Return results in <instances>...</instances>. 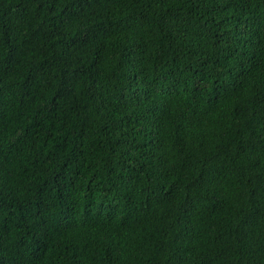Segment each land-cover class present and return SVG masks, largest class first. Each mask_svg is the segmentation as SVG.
Segmentation results:
<instances>
[{
  "label": "trees",
  "instance_id": "trees-1",
  "mask_svg": "<svg viewBox=\"0 0 264 264\" xmlns=\"http://www.w3.org/2000/svg\"><path fill=\"white\" fill-rule=\"evenodd\" d=\"M0 264H264V0H0Z\"/></svg>",
  "mask_w": 264,
  "mask_h": 264
}]
</instances>
